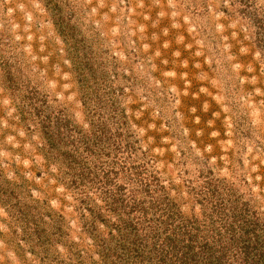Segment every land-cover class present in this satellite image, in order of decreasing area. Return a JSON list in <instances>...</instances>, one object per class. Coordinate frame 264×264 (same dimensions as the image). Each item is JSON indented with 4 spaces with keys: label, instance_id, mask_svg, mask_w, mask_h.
<instances>
[{
    "label": "rangeland",
    "instance_id": "rangeland-1",
    "mask_svg": "<svg viewBox=\"0 0 264 264\" xmlns=\"http://www.w3.org/2000/svg\"><path fill=\"white\" fill-rule=\"evenodd\" d=\"M0 264H264V0H0Z\"/></svg>",
    "mask_w": 264,
    "mask_h": 264
}]
</instances>
